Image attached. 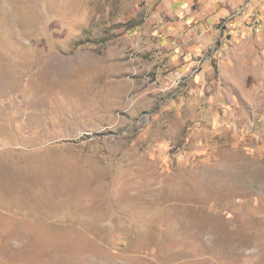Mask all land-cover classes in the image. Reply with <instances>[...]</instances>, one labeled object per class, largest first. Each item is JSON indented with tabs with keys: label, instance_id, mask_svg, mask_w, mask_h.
I'll return each mask as SVG.
<instances>
[{
	"label": "rangeland",
	"instance_id": "1",
	"mask_svg": "<svg viewBox=\"0 0 264 264\" xmlns=\"http://www.w3.org/2000/svg\"><path fill=\"white\" fill-rule=\"evenodd\" d=\"M155 1L0 0V264H264V29L184 72Z\"/></svg>",
	"mask_w": 264,
	"mask_h": 264
},
{
	"label": "crops",
	"instance_id": "2",
	"mask_svg": "<svg viewBox=\"0 0 264 264\" xmlns=\"http://www.w3.org/2000/svg\"><path fill=\"white\" fill-rule=\"evenodd\" d=\"M154 4L163 26V46L184 72L195 66L208 69L209 60L222 55L228 40H246L253 30L264 29L253 17L264 12V0H156Z\"/></svg>",
	"mask_w": 264,
	"mask_h": 264
}]
</instances>
